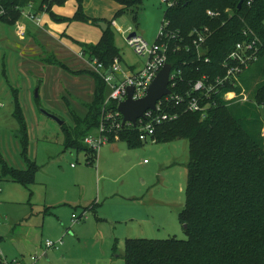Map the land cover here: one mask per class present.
Returning a JSON list of instances; mask_svg holds the SVG:
<instances>
[{
    "label": "rangeland",
    "instance_id": "rangeland-1",
    "mask_svg": "<svg viewBox=\"0 0 264 264\" xmlns=\"http://www.w3.org/2000/svg\"><path fill=\"white\" fill-rule=\"evenodd\" d=\"M66 1L55 10L59 11L61 8L67 15H59L62 19L55 20L48 13L51 20L47 26L49 30H61L59 34L69 40L72 52L41 36L22 54L19 51L21 41L13 33V28L0 25V158L15 168L25 167L20 155L19 141L15 137L17 122L12 115L15 108V89L27 125L28 155L31 159L35 157L37 165L36 179L46 183L48 194H53L54 187L59 190L60 196L63 193L70 194L69 200H64L67 204L50 209L51 217L58 220L61 227L59 235L55 237L51 235V231L48 233L46 230L37 232V239H42V245L47 238L53 241L61 238L62 242L57 249L47 250L50 256L48 260L41 256L35 264H124L125 238L187 237L183 223L178 217L185 201L187 141L175 139L160 142L155 138H147L141 141L140 146L128 147L122 139L112 140L103 144L91 163H88L85 160L87 154L64 147L60 125L47 117L42 110L58 116L67 125L73 123L75 113H84V104L92 95V80L87 74H71L60 64L63 63L69 70L74 71L89 68L85 59L77 56V52L81 44H96L102 35V29L88 20L111 23L109 28L120 54V64L127 73H131L129 67L138 68L141 63L143 65L145 57L137 55L126 44L128 28H132V31L152 44L157 38L167 4L163 0H142L134 12L125 10L116 15L118 4H114V0H82V13L86 17L83 19L74 17L77 1L73 0L75 5L73 2L65 4ZM22 11L27 14L30 9L25 6ZM51 12L58 16L54 10ZM69 23H73L70 30L76 32L75 37L68 35L66 25ZM2 27L7 30L2 31ZM252 72L251 78L254 75L253 70ZM247 77L246 74L243 84L239 80L237 87L240 90L237 92L241 93V100L235 102H245L242 97L246 96L248 110L254 106L259 117L263 118L264 107L253 99L254 88L260 79L253 81ZM262 121L264 124V118ZM260 135L264 136V125L260 129ZM72 170L83 171L85 185L82 186L73 180ZM93 172L100 177L96 179ZM97 184L100 190L102 189L99 195ZM103 186L106 188L103 189ZM29 189L33 190L30 186L25 187L6 177L0 178V236H3L0 240V257L5 261L19 256L17 253L22 245H17L6 234L9 232L11 221L21 214L24 202L29 199ZM107 189L112 191L109 196L104 193ZM84 190L86 193L83 200L81 194ZM96 197L102 207L95 213L103 219L96 221L93 212L83 211L86 216L72 224V214L78 216L80 206L89 204ZM43 199L42 194L38 192L33 196L32 200L36 201L37 205L33 206L34 215L31 219L25 216L26 221H40V203ZM59 208H66L68 213L58 217ZM83 224L87 225V234L82 238L75 230L78 225ZM28 225L31 229L34 228V224ZM68 227L72 234L66 230ZM67 234L76 235L80 242H84L79 243L75 239V242L71 240V244L66 246L67 240H70L65 238ZM63 243L64 248L68 250V258L64 260L52 257L53 252L62 251ZM42 248L45 249L44 246ZM33 253L40 255L41 251Z\"/></svg>",
    "mask_w": 264,
    "mask_h": 264
},
{
    "label": "trees",
    "instance_id": "trees-1",
    "mask_svg": "<svg viewBox=\"0 0 264 264\" xmlns=\"http://www.w3.org/2000/svg\"><path fill=\"white\" fill-rule=\"evenodd\" d=\"M2 1L5 14H0V21L8 23L21 15V8L27 3V0ZM63 1L41 0L37 9L60 20L62 18L55 16L50 7L61 5ZM76 1L74 17L86 19L82 13V0ZM114 1L121 5L116 15L125 10L134 12L142 2ZM239 1L179 0L176 5L166 8L164 18L168 19L169 28L178 30L186 43L195 26L208 25L212 31L204 46V54L209 58L207 63L198 61L194 48L169 50L167 62L173 69L180 70L177 91L189 89L190 84L204 74L210 77L222 75L221 62L234 44L256 36L258 58L243 71L239 80L243 84L246 74L250 77L254 71L250 78L260 81L254 88L253 99L264 107V0H242L237 8ZM208 9L218 11V17L207 16ZM88 21L96 23L98 20ZM110 24L107 23L96 44H81L80 48L86 59L96 58L106 70L114 57H120ZM60 65L71 74H87L92 80V95L84 104V113H75L71 125L64 121L60 125L64 147L84 152L88 155L86 162L91 163L95 154L83 143V138L99 125L107 85L89 68L74 71L63 63ZM235 89L240 90L239 87ZM13 96L12 115L17 122L15 137L26 166L18 169L0 158V178L6 177L28 187L34 182L37 165L28 156L27 125L15 89ZM247 101L220 102L202 119L198 112H183L177 119L156 128V141L184 139L188 143L185 201L178 213L181 223L186 224L187 237L125 238L124 264H264V136L260 135L264 117H259L254 106L248 110ZM118 136L128 147L141 145L136 128L131 126L121 128Z\"/></svg>",
    "mask_w": 264,
    "mask_h": 264
},
{
    "label": "built area",
    "instance_id": "built-area-1",
    "mask_svg": "<svg viewBox=\"0 0 264 264\" xmlns=\"http://www.w3.org/2000/svg\"><path fill=\"white\" fill-rule=\"evenodd\" d=\"M167 4V8L178 3L179 0H163ZM0 0V14H5V8ZM23 11L21 10V14ZM206 15L210 18H216L218 11L206 10ZM23 16L34 19V14L23 13ZM115 25V23L113 22ZM118 28V27H117ZM120 28V27H119ZM118 28V29H119ZM132 28H128V35L125 37L126 44L140 56L145 57L142 67L136 71L127 73L120 64L119 57H114L112 63L107 70L96 58H88L83 52H79V57L85 59L89 68L98 73L107 85V95L103 103L101 119L98 127L93 132L87 134L83 138L86 144L96 154L97 150L105 143L111 141V138H119L118 131L125 125L137 129L138 138L143 141L147 138L154 140L155 130L158 126L165 122H170L178 118L183 112H198L200 119L206 116L207 111L217 106L220 102L231 104L240 99V92L235 87L239 84V76L245 71L251 63L258 58L259 47L257 45V37L251 39H243L234 44L230 52L221 62L224 69L222 75L210 77L202 75L199 79L190 84L189 89L184 92L177 91V80L180 70L171 67L168 75V88L170 93L162 96L155 103V109H148L144 112L143 117L136 120V126L131 123H125L122 126V115L118 111L119 102L127 97V89L133 88L132 98L136 99L145 95L146 89L152 82L156 73L167 63V55L169 50L180 51L195 49L198 61L203 63L209 62L208 56L204 53V46L212 31L208 25H199L193 27L189 32V42H185L178 30H171L167 18L163 19L157 34L156 40L149 44L136 32L133 36H129ZM228 88V89H227ZM243 101H247L243 96ZM237 99V100H236ZM179 109V110H178ZM181 110V111H180ZM83 212L80 216L72 214V224L77 222L81 217H85ZM61 238L53 241L45 239L43 246L45 249L55 248L61 244ZM42 255L31 254L27 260L23 258H13L5 261L0 257L1 264H35Z\"/></svg>",
    "mask_w": 264,
    "mask_h": 264
},
{
    "label": "crops",
    "instance_id": "crops-1",
    "mask_svg": "<svg viewBox=\"0 0 264 264\" xmlns=\"http://www.w3.org/2000/svg\"><path fill=\"white\" fill-rule=\"evenodd\" d=\"M41 2V0H39L38 2H34V0H27V3L23 6H28L30 11L29 13L34 14V19L28 18L23 16L22 14L17 17L15 19L14 22L12 23H8L5 21H0V25H6V26H11L13 28V33L17 36V38L21 41V44L19 46V48H21L19 51L23 54V52H25L31 45H33V43L35 42V40H38V38H41V36L44 37V39L46 40H51L53 42H56L58 44H60L61 46L65 47L66 49H68L70 52H72L73 50L70 49L71 46H69V40L65 39L63 37V35L59 34V32L61 31H55V30H49L47 23H50V16L48 15V12L45 10H38L37 7L39 5V3ZM74 3L75 2L73 0H67L65 4L68 3ZM114 3V2H113ZM114 4H118L117 2H115ZM118 9L121 8V5L118 4ZM22 7V8H23ZM59 5L54 4L51 7V10H54L56 15H58L57 17L63 16V15H67V13L62 12L61 8H59V11H56L55 9L58 8ZM21 8V10H22ZM63 14H62V13ZM44 24V25H42ZM82 24V23H80ZM73 25V23H69L68 25H66V30L69 33L68 35L75 37L76 36V32L74 30H70L71 26ZM60 26H63L62 24H60ZM7 30V28L2 27V31L3 30ZM83 30V29H82ZM84 31V30H83ZM135 32V31H134ZM79 50V49H78ZM81 50V49H80ZM80 50L77 52V56L79 57V52ZM75 55L76 53L73 52ZM81 58V57H80ZM83 59V58H81ZM142 65V63L140 64V66ZM140 66L137 68L136 66H128L129 69L131 71H136L137 69L140 68ZM113 141L115 140H119V138H113ZM29 156V155H28ZM30 158V157H29ZM31 159V158H30ZM35 157L32 159L34 160ZM35 162V160H34ZM13 166V165H12ZM26 166V164H25ZM17 168V167H16ZM25 168V167H24ZM37 171V170H36ZM98 171V170H96ZM38 172H35L34 174V182L29 185L30 187L33 188V190L28 191L29 193V199H27L26 202H24V206L22 207V209L20 210L21 214L16 216L11 222L10 225V229L9 232L6 234L7 237H9L10 239H13L15 241V243H17V245H22L20 248V251H18V257L17 258H23L24 260H27L29 255H31L33 252H37V251H41L40 255H42L46 260L49 259V255H48V249H44L42 248V239H37V232L40 231V233L42 232V230H46V232L50 233L51 231V235L53 236H58L60 231H61V227L58 225V220H55L54 218L51 217V208H54L56 206L61 207L60 204H67V201L64 200H69V195L68 193L66 194H62L61 196L59 195V190L57 188L54 187L53 194H48L47 192V185L44 182H41V179H39V181L36 179V174ZM83 171L82 170H72L71 171V176L73 177V180L78 182L79 184H81L82 186L85 185V181H84V177H83ZM97 175V174H96ZM93 172V176H96ZM100 176H96L95 178L98 179ZM103 189L106 188V186L102 187ZM97 195H99L100 191L102 192V189L100 190V187H98L97 184ZM41 193L42 196L44 197V199L41 201L40 205L41 207V216H39L41 219L40 221L33 223L30 222L29 220L31 219L32 215H34L33 213V206L37 205L36 201H33L32 198L36 193ZM106 192V196H109L108 194H111L112 191L110 189H107L104 191V193ZM85 193L86 190L83 191V193L81 194L82 199L84 200L85 198ZM100 199V198H99ZM93 204L95 206H93ZM81 210H80V214L78 216H80L83 211H91L94 213V218L95 220H102V217H99L96 215L95 211L97 212L98 210H101L100 204H99V200L96 197L94 199V201L90 202L87 205H81ZM57 216L58 217H62L63 215L68 213V210L66 208H59L57 210ZM27 215L28 218H30L29 220L27 219V221L25 220V216ZM28 222L30 225L34 224V228L31 229L30 226L28 225ZM61 222V221H60ZM22 223H26V224H22ZM77 223V222H75ZM38 224L39 226L35 225ZM87 225L83 224V225H78L76 228V234L78 236H81L83 238V236H85L87 234V231L85 230V227ZM40 228V229H39ZM67 231H69V227L66 229ZM69 234L70 231L68 232ZM67 234L65 236V238H68L70 240H67L66 242V246L68 244H71V240L75 242V239H77V241L79 243H83L84 241L80 242L79 237H77L76 235H69ZM76 236V237H75ZM3 238V236H0V240ZM65 243L62 244V251L61 252H53L52 257L56 258H62V259H66L68 258V250H66L65 248ZM55 249V248H54ZM22 250V251H21ZM24 252H28L26 255L23 254ZM36 254V253H33ZM25 255V256H24ZM38 255V254H37ZM38 263V262H37Z\"/></svg>",
    "mask_w": 264,
    "mask_h": 264
},
{
    "label": "water",
    "instance_id": "water-1",
    "mask_svg": "<svg viewBox=\"0 0 264 264\" xmlns=\"http://www.w3.org/2000/svg\"><path fill=\"white\" fill-rule=\"evenodd\" d=\"M242 4L240 0L237 4L239 8ZM96 24L103 30L106 29L107 24L103 21H98ZM135 32H131L129 36H133ZM171 69L170 63H165L160 70L156 73L152 82L149 84L146 89L145 95L136 99L132 98L133 88L129 87L127 89V97L125 100L119 102L117 109L122 115V126L125 123H131L132 126H136V120L139 117H143V114L148 109H155V103L162 96L169 94L170 89L168 88V75ZM109 73V70L106 71V74ZM35 96L37 92L35 91ZM42 112L49 118L55 120L59 125H62L63 121L58 118V116L50 113L48 111L42 110ZM183 228H186V224H183Z\"/></svg>",
    "mask_w": 264,
    "mask_h": 264
}]
</instances>
